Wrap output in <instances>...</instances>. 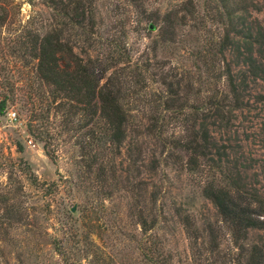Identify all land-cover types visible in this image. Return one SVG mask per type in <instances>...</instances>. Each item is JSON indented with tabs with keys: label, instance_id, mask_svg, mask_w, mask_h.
<instances>
[{
	"label": "rangeland",
	"instance_id": "374dc122",
	"mask_svg": "<svg viewBox=\"0 0 264 264\" xmlns=\"http://www.w3.org/2000/svg\"><path fill=\"white\" fill-rule=\"evenodd\" d=\"M92 6L93 21L70 40L79 56L114 64L104 75H119L129 115L119 143L102 138L93 107L54 98L37 73L38 41L68 37L64 19L43 0H0V264H264V230L234 229L204 195L234 174L239 202L264 204V79L239 63L234 43L219 52L226 33L234 42V31L259 33L252 52L264 64V0ZM213 108L218 117L203 121ZM202 122L221 157L214 148L213 161L188 163L186 139Z\"/></svg>",
	"mask_w": 264,
	"mask_h": 264
},
{
	"label": "trees",
	"instance_id": "16d2710c",
	"mask_svg": "<svg viewBox=\"0 0 264 264\" xmlns=\"http://www.w3.org/2000/svg\"><path fill=\"white\" fill-rule=\"evenodd\" d=\"M57 15L64 19L70 34L65 39L61 38V32L49 31L42 36L37 44V73L40 78L49 86L53 87L54 98H61L75 110H87L91 107L94 112L91 114L96 121V125L102 128L101 136H105L111 143H119L124 139L129 115L124 109L120 99L121 81L115 72L104 75L106 69L114 64H101L98 60L90 57L83 58L73 51L71 37L74 31L84 29L93 21V0H43ZM232 14H227L232 19ZM232 23V20H230ZM233 33V32H232ZM231 34V32H230ZM236 37L242 40L234 42L228 33L224 35V41L220 45L219 52L222 54L224 49L231 43L235 44L237 57L241 58L242 65L247 67L249 74L264 79V64H258L253 56V43L261 45V34L252 36L251 31H234ZM259 53V52H258ZM116 74V75H115ZM224 74L228 81L230 93L235 96L237 87L234 85L233 74L228 64H225ZM214 109V108H213ZM210 109L209 113L203 118L218 117L220 109ZM4 112V102L0 103V113ZM210 124L202 122L191 138L194 140L191 147L194 152V162L198 157L207 158L213 161L210 156L211 150L216 148V143L210 133ZM218 154V159L221 157ZM219 163V162H218ZM211 165H217L216 162ZM229 185L209 184L204 189V195L216 207L219 215L226 220L234 229L246 230L249 228H260L264 230V204L257 209L251 208L250 202L242 205L239 202L240 193L245 194L236 175L231 174ZM249 199L259 201L256 193L249 194ZM262 216V218H259ZM142 230H147V222L141 219ZM150 264H169L166 258L161 256L151 260Z\"/></svg>",
	"mask_w": 264,
	"mask_h": 264
},
{
	"label": "built area",
	"instance_id": "2783aa9c",
	"mask_svg": "<svg viewBox=\"0 0 264 264\" xmlns=\"http://www.w3.org/2000/svg\"><path fill=\"white\" fill-rule=\"evenodd\" d=\"M4 114H5L6 120H8L10 122L16 119V112L12 109H8L7 111H5ZM1 123H2V119L0 117V125H1ZM29 143H31V141H29Z\"/></svg>",
	"mask_w": 264,
	"mask_h": 264
}]
</instances>
